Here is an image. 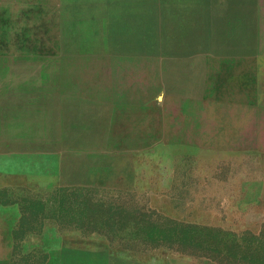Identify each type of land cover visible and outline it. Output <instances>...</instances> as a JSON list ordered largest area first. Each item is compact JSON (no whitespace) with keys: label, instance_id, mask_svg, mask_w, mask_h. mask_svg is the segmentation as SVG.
<instances>
[{"label":"rangeland","instance_id":"obj_1","mask_svg":"<svg viewBox=\"0 0 264 264\" xmlns=\"http://www.w3.org/2000/svg\"><path fill=\"white\" fill-rule=\"evenodd\" d=\"M263 62L264 0H0V104L37 102L0 115V264L224 258L187 231L244 247ZM51 121L62 139L40 138Z\"/></svg>","mask_w":264,"mask_h":264},{"label":"trees","instance_id":"obj_2","mask_svg":"<svg viewBox=\"0 0 264 264\" xmlns=\"http://www.w3.org/2000/svg\"><path fill=\"white\" fill-rule=\"evenodd\" d=\"M71 194L76 193V189L68 190ZM82 205H84L85 208H97L101 207L102 205L98 204L97 202H91L90 198H86L83 200ZM90 226H95V221H89L88 223ZM151 229L159 228L161 224L157 225L155 223L150 222ZM166 227V226H165ZM95 227H93L92 230ZM161 228V227H160ZM162 229V228H161ZM165 229V228H163ZM186 236L184 242H188V244H195L199 247L206 248L216 254L217 256H223L224 258H218V259H210V260H217V261H246L251 264H264V230L261 231L258 235H250L246 238H243L241 240L240 244L245 245L244 247L237 246L234 239L230 241V244L236 247V250L225 249L221 246L224 243V238H214L212 242L207 243V245H203V241H200L199 237L191 236L190 232H185ZM149 240H158L157 237H155V234L152 232L149 233ZM227 242V241H225ZM172 249V248H171ZM175 252H182L180 249H172Z\"/></svg>","mask_w":264,"mask_h":264},{"label":"crops","instance_id":"obj_3","mask_svg":"<svg viewBox=\"0 0 264 264\" xmlns=\"http://www.w3.org/2000/svg\"><path fill=\"white\" fill-rule=\"evenodd\" d=\"M262 72V71H261ZM260 72V73H261ZM181 81V79H179V82ZM118 84V82H116ZM1 91V90H0ZM11 102V101H10ZM36 101H15L14 104H8V105H1L0 104V115L5 114L8 110L7 113H9V109L11 108V105L13 107V109H15L13 111L12 114L18 113L20 112V115L27 117V115H29V117L32 116H37V111L34 109H29L27 105L29 104H36ZM22 108V110H19ZM32 119V118H30ZM1 120V119H0ZM17 124H14V126H16ZM32 127L33 125H30L29 129L30 131H32ZM55 127H57V125H55L52 121L51 122H46V124L43 125V128L41 129V131L45 134L43 136H41L40 138H44V139H62L63 136L60 135H55L57 133H59L58 128L55 130ZM76 132V131H74ZM64 133V132H62ZM12 136H9V138H11ZM75 137H79L78 136H74ZM0 138H6V137H2L0 136ZM29 138H34L33 136H30ZM38 139V137H37ZM160 264H251L249 262L246 261H217V260H210V259H198V260H168V261H163V263Z\"/></svg>","mask_w":264,"mask_h":264},{"label":"bare ground","instance_id":"obj_4","mask_svg":"<svg viewBox=\"0 0 264 264\" xmlns=\"http://www.w3.org/2000/svg\"><path fill=\"white\" fill-rule=\"evenodd\" d=\"M264 63V62H263ZM262 66V68H261V71L262 72H264V64H262L261 65ZM149 111V110H148ZM150 112V111H149ZM159 114H161V113H159ZM160 120H161V118H160ZM162 122V124H163V120L161 121ZM188 123H191L190 122V120L188 121ZM160 130H161V128H160ZM161 132H163L162 130H161ZM190 135L192 134V133H189ZM191 136H193V135H191ZM194 138V137H193ZM107 145V144H106ZM125 156V155H124ZM41 163V162H40ZM48 164V163H47ZM90 164V163H89ZM115 164V163H114ZM40 167V166H39ZM139 168V167H138ZM78 173V172H77ZM37 174H38V172H37ZM110 179V178H109ZM115 179V178H114Z\"/></svg>","mask_w":264,"mask_h":264}]
</instances>
